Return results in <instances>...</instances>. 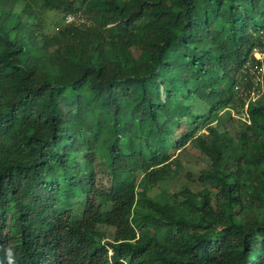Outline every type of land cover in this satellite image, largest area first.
Here are the masks:
<instances>
[{
    "label": "trees",
    "instance_id": "trees-1",
    "mask_svg": "<svg viewBox=\"0 0 264 264\" xmlns=\"http://www.w3.org/2000/svg\"><path fill=\"white\" fill-rule=\"evenodd\" d=\"M263 41L264 0H0V264H264Z\"/></svg>",
    "mask_w": 264,
    "mask_h": 264
},
{
    "label": "rangeland",
    "instance_id": "rangeland-1",
    "mask_svg": "<svg viewBox=\"0 0 264 264\" xmlns=\"http://www.w3.org/2000/svg\"><path fill=\"white\" fill-rule=\"evenodd\" d=\"M62 15H66L67 19L72 17V16L71 17L68 16L69 12L68 13L58 12L57 13V17H61ZM88 22L89 21L86 20V23H88ZM262 43L260 45L253 47V49L251 51V55H253V52L259 51V48L262 46ZM258 78L261 79L259 76H258ZM231 80H232V78H230L229 76H221V82L226 87H229ZM238 82H240L239 79L238 80L234 79V81L232 83V88L234 90H235V85ZM261 95H262V93L260 92L256 96V98H259ZM251 98H252V96L249 94L246 101L251 102V100H252ZM244 108H245V106H244ZM241 116H243V115L241 114ZM185 130H186L185 124H178V125L174 126V132L175 133L181 134ZM179 162L181 164V169H180L179 173L175 177L169 178L168 180L162 182V184H160L159 186H156L154 188L155 192L160 190L163 187L179 186L180 184H183V183L188 184L191 187V189H193V190H196L200 187L196 178H197V175L199 173V170L202 167H204V165L206 163L205 158L202 157V155L198 154L195 150L191 149L189 146H186L184 151L181 152L179 155ZM150 193H153V191H151ZM112 232H113L112 228H110V227L107 228V237L103 240L104 243L109 241V238L111 237Z\"/></svg>",
    "mask_w": 264,
    "mask_h": 264
},
{
    "label": "built area",
    "instance_id": "built-area-1",
    "mask_svg": "<svg viewBox=\"0 0 264 264\" xmlns=\"http://www.w3.org/2000/svg\"><path fill=\"white\" fill-rule=\"evenodd\" d=\"M68 16L69 17L72 16V17L67 19V16H65V22L74 21L75 23H81L84 21L83 16L79 14L69 13ZM252 56L255 59L259 60L260 62L254 65L247 62L246 65H244L247 71V77H244L242 80H239L240 82L236 83L235 85V91L237 95L240 96L245 101V104H244L245 108L249 102V101L248 102L246 101L248 95L250 94L252 96L251 101H253L256 99V96L263 90L262 75L264 73V41L262 43V46L259 48V51L253 52ZM258 76L261 79H259ZM246 84L248 85L246 86Z\"/></svg>",
    "mask_w": 264,
    "mask_h": 264
}]
</instances>
